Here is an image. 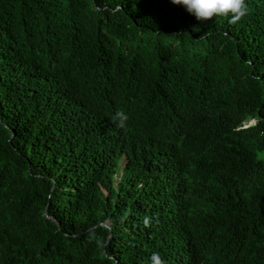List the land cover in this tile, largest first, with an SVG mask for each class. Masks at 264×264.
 Returning <instances> with one entry per match:
<instances>
[{"label": "trees", "instance_id": "obj_1", "mask_svg": "<svg viewBox=\"0 0 264 264\" xmlns=\"http://www.w3.org/2000/svg\"><path fill=\"white\" fill-rule=\"evenodd\" d=\"M246 4L233 25L0 0V264H264V0Z\"/></svg>", "mask_w": 264, "mask_h": 264}, {"label": "clouds", "instance_id": "obj_2", "mask_svg": "<svg viewBox=\"0 0 264 264\" xmlns=\"http://www.w3.org/2000/svg\"><path fill=\"white\" fill-rule=\"evenodd\" d=\"M175 6L183 7L190 15H193L198 21H209L214 17H224L230 24H237L249 15V7L246 0H170ZM128 115L118 110L112 117V122L120 129L127 126ZM127 216L124 214L123 219ZM145 227H149L151 220L145 216L143 218ZM150 264H165L158 252H153L150 256Z\"/></svg>", "mask_w": 264, "mask_h": 264}, {"label": "rangeland", "instance_id": "obj_3", "mask_svg": "<svg viewBox=\"0 0 264 264\" xmlns=\"http://www.w3.org/2000/svg\"><path fill=\"white\" fill-rule=\"evenodd\" d=\"M248 124H250V123H248Z\"/></svg>", "mask_w": 264, "mask_h": 264}]
</instances>
